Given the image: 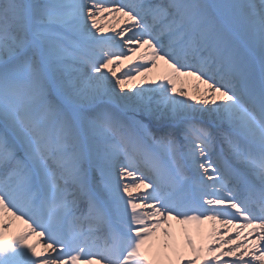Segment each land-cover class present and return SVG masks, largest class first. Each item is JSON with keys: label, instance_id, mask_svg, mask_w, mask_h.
<instances>
[{"label": "snow or ice", "instance_id": "snow-or-ice-1", "mask_svg": "<svg viewBox=\"0 0 264 264\" xmlns=\"http://www.w3.org/2000/svg\"><path fill=\"white\" fill-rule=\"evenodd\" d=\"M0 264H264V0H0Z\"/></svg>", "mask_w": 264, "mask_h": 264}, {"label": "bare ground", "instance_id": "bare-ground-1", "mask_svg": "<svg viewBox=\"0 0 264 264\" xmlns=\"http://www.w3.org/2000/svg\"><path fill=\"white\" fill-rule=\"evenodd\" d=\"M164 72H165V68L163 67V65H161V67H159L157 69H154L152 75L155 77V76L162 75ZM182 79H186L188 81V83L186 84V87H188V89H189V91H190L191 94H195V85L198 82L194 81L191 78H182ZM180 87H181V83L178 81L177 82V88H180ZM201 87H204V86L201 85ZM15 226L23 227V225H21L20 222H16V225ZM210 227H211L210 224L205 226L206 229H208ZM35 239L36 238L33 237V240H35ZM198 243H199V240H198Z\"/></svg>", "mask_w": 264, "mask_h": 264}]
</instances>
